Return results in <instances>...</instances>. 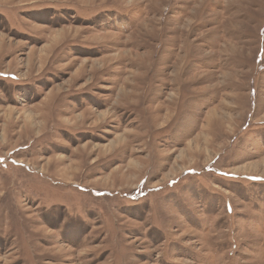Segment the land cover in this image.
I'll use <instances>...</instances> for the list:
<instances>
[{
    "label": "rangeland",
    "instance_id": "374dc122",
    "mask_svg": "<svg viewBox=\"0 0 264 264\" xmlns=\"http://www.w3.org/2000/svg\"><path fill=\"white\" fill-rule=\"evenodd\" d=\"M0 264H264V0H0Z\"/></svg>",
    "mask_w": 264,
    "mask_h": 264
},
{
    "label": "bare ground",
    "instance_id": "6f19581e",
    "mask_svg": "<svg viewBox=\"0 0 264 264\" xmlns=\"http://www.w3.org/2000/svg\"><path fill=\"white\" fill-rule=\"evenodd\" d=\"M105 24H106V23H105ZM48 44H49V45H50V44L53 45L52 42H51V43L49 42ZM49 45H48V46H49ZM51 45H50V46H51ZM50 46H49V47H50ZM63 47H64V46H63ZM63 49H64V48H61V49H60V52H61V53H63V51H64ZM70 50H72V49H70ZM49 52H50V51H49ZM60 52H59V53H60ZM89 52H90V51H89ZM50 65H51V64H50ZM109 72H110V71H109ZM35 90H36L35 87H31V88H30V91H32V92H34ZM73 98H74V97H73ZM97 100H98V98H97ZM98 101H99V100H98ZM102 101H103V100H102ZM62 103H63V102H62ZM96 103H97V102H96ZM112 111H113V110H112ZM62 113H63V112H62ZM31 119L33 120V118H31ZM120 138H121V137H120ZM112 146H113V143L111 144V147H112Z\"/></svg>",
    "mask_w": 264,
    "mask_h": 264
}]
</instances>
